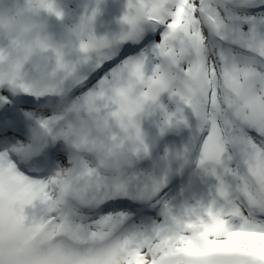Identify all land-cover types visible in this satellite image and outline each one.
<instances>
[{
	"label": "snow or ice",
	"instance_id": "6c2138e0",
	"mask_svg": "<svg viewBox=\"0 0 264 264\" xmlns=\"http://www.w3.org/2000/svg\"><path fill=\"white\" fill-rule=\"evenodd\" d=\"M128 8L129 36L145 20L163 29L155 62L117 54L98 78L97 89L109 85L111 95L101 102L96 89L82 103L126 126L162 93L179 96L199 122L194 146L218 180L217 195L135 224L132 213L111 207L118 200L94 194L109 183L98 168L88 166L82 198L57 192L46 180L51 166L18 139L32 119L49 132L52 95L19 79L0 83V264H264V97L259 118L242 123L230 95L241 73L264 75V0H129Z\"/></svg>",
	"mask_w": 264,
	"mask_h": 264
},
{
	"label": "clouds",
	"instance_id": "9594fccd",
	"mask_svg": "<svg viewBox=\"0 0 264 264\" xmlns=\"http://www.w3.org/2000/svg\"><path fill=\"white\" fill-rule=\"evenodd\" d=\"M49 5L51 8H49ZM68 20L67 36L81 45L94 39L96 13L71 19L56 0H28L17 4L14 0H0V38L6 46L0 48V83L7 85L22 80L29 86L52 95L49 102L51 134L63 133L68 155L67 166L57 165L46 180L57 192L73 199L82 198L86 189V170L93 159L102 167L99 173L109 180L119 181L127 172L133 157L145 151L147 144L141 124L133 117L130 125L122 126L115 118L98 111L95 106L80 103L70 106L62 99L58 88L61 76L75 75L74 65L67 59L63 44L49 31L43 12ZM241 87L231 92L232 111L242 123L259 118L258 106L264 97V75L245 78L240 74ZM99 100L111 95V87L97 89Z\"/></svg>",
	"mask_w": 264,
	"mask_h": 264
},
{
	"label": "rangeland",
	"instance_id": "374dc122",
	"mask_svg": "<svg viewBox=\"0 0 264 264\" xmlns=\"http://www.w3.org/2000/svg\"><path fill=\"white\" fill-rule=\"evenodd\" d=\"M27 2L28 0H16L15 3L23 5ZM128 4L129 0H63V8L66 10L67 16L71 19H78L81 16L90 15L93 12L96 13L93 33L94 39L98 42H104L105 47H112L111 50L113 51L119 48L118 45L114 46L113 44L114 35L120 33L123 27L129 25L124 20L125 15L129 13V10L126 11V5L128 6ZM67 24L68 20H66L65 25V50L67 59L69 61L78 63L81 67V70H84L87 65L94 60V56H99L101 53L100 51H94L98 49L95 47L90 48L88 51H84L82 50L81 44L79 42L70 41L67 36ZM150 25L151 24L147 20L142 21L138 25L137 33L135 34L134 39H138L139 41H141V45L137 47L139 49V53L137 55L133 54V56L131 57L135 58L142 54H147L150 58L153 59V62H155V57L150 50V38L147 39L146 32L144 31V29ZM128 27L132 30L131 25H129ZM158 32L159 31L152 35V38L155 40V42H158L160 39V33ZM142 41H144L143 44ZM6 43V41L0 38V48L5 47ZM129 44L134 46L133 42H130ZM115 66L116 65H114L113 67ZM99 82V79H97L92 84L84 86L82 90L76 91L73 98H71V102L79 101L82 103L89 92L95 91L99 87ZM170 94L171 93L169 92V96ZM169 96L165 99L158 98L155 104H150L145 107L143 111V118H146L145 123L141 124L142 129L146 128L147 131V128L155 124L161 118V116L165 114V110L169 107ZM148 108L152 109L149 114H147ZM141 118L136 119L138 120ZM25 129L26 123L20 124V130L18 131V134L25 135ZM57 165L58 161L54 165L52 164L51 168L53 169Z\"/></svg>",
	"mask_w": 264,
	"mask_h": 264
},
{
	"label": "bare ground",
	"instance_id": "6f19581e",
	"mask_svg": "<svg viewBox=\"0 0 264 264\" xmlns=\"http://www.w3.org/2000/svg\"><path fill=\"white\" fill-rule=\"evenodd\" d=\"M64 34V32H63ZM65 47V44H64ZM146 118V117H145ZM145 118L138 119L140 124L145 123ZM142 127V126H141ZM20 128V126H19ZM144 134L146 133V129L143 130ZM13 133H9V135H12ZM27 135V132H25V136ZM58 155V153L56 154ZM69 164V159L65 157H61V155L58 156V165L60 166H67ZM217 185L218 180L216 176L212 175L209 170H206L203 174L201 184L195 193L196 201L199 204L208 205L212 202V200L217 195ZM149 224V221L147 222ZM137 224V223H135Z\"/></svg>",
	"mask_w": 264,
	"mask_h": 264
},
{
	"label": "water",
	"instance_id": "95a60500",
	"mask_svg": "<svg viewBox=\"0 0 264 264\" xmlns=\"http://www.w3.org/2000/svg\"><path fill=\"white\" fill-rule=\"evenodd\" d=\"M57 4L61 6V3ZM42 15L43 19L47 22L49 31L53 35L54 39L57 42L64 44L63 25L65 24V20L59 19L55 14L49 13L47 11L43 12Z\"/></svg>",
	"mask_w": 264,
	"mask_h": 264
}]
</instances>
